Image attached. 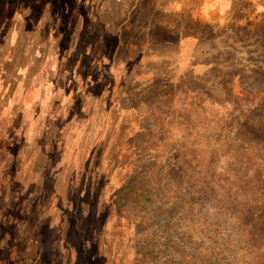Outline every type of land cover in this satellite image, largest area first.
I'll return each mask as SVG.
<instances>
[{"label":"rangeland","instance_id":"1","mask_svg":"<svg viewBox=\"0 0 264 264\" xmlns=\"http://www.w3.org/2000/svg\"><path fill=\"white\" fill-rule=\"evenodd\" d=\"M171 1L0 0V264H264V10Z\"/></svg>","mask_w":264,"mask_h":264},{"label":"crops","instance_id":"2","mask_svg":"<svg viewBox=\"0 0 264 264\" xmlns=\"http://www.w3.org/2000/svg\"><path fill=\"white\" fill-rule=\"evenodd\" d=\"M247 4H249V6H246ZM166 6L165 11L173 13L179 12L180 16L187 14V16L189 15L191 19H194L195 10L202 9L201 11L203 15L199 16H205V20H208L211 24H224L226 22L235 23L237 26L242 25L243 27H246L248 31H251V18L253 15L255 16L260 9L264 10V0H201V2L197 5L195 0H172L167 3ZM246 9H250L252 12L248 15L245 13ZM219 11L220 16H217L216 13H219ZM243 21L245 22L243 23ZM187 33L188 34L182 37V40L196 41L200 39L199 36H195L192 32Z\"/></svg>","mask_w":264,"mask_h":264},{"label":"trees","instance_id":"3","mask_svg":"<svg viewBox=\"0 0 264 264\" xmlns=\"http://www.w3.org/2000/svg\"><path fill=\"white\" fill-rule=\"evenodd\" d=\"M162 264H169V261L166 260Z\"/></svg>","mask_w":264,"mask_h":264}]
</instances>
